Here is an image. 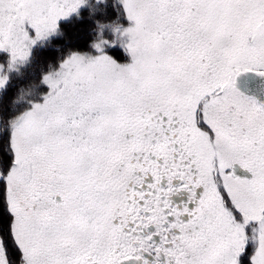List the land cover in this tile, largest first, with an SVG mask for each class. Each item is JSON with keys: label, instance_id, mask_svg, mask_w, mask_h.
Masks as SVG:
<instances>
[{"label": "snow or ice", "instance_id": "snow-or-ice-1", "mask_svg": "<svg viewBox=\"0 0 264 264\" xmlns=\"http://www.w3.org/2000/svg\"><path fill=\"white\" fill-rule=\"evenodd\" d=\"M83 4L0 0L8 67ZM119 4L0 127V264H264V0Z\"/></svg>", "mask_w": 264, "mask_h": 264}, {"label": "trees", "instance_id": "trees-1", "mask_svg": "<svg viewBox=\"0 0 264 264\" xmlns=\"http://www.w3.org/2000/svg\"><path fill=\"white\" fill-rule=\"evenodd\" d=\"M110 7V4L99 3L82 8L70 20L60 24L50 42L40 48L29 64L11 76L3 94L0 119L7 123L10 118H15L16 114L26 111L31 103L40 99L45 92L41 75L48 72L68 52L89 49L94 38H97V27L115 19L114 11ZM112 54L116 56L113 52Z\"/></svg>", "mask_w": 264, "mask_h": 264}, {"label": "rangeland", "instance_id": "rangeland-1", "mask_svg": "<svg viewBox=\"0 0 264 264\" xmlns=\"http://www.w3.org/2000/svg\"><path fill=\"white\" fill-rule=\"evenodd\" d=\"M99 3L100 4H105V3L110 4V6H111L110 8H112V10L114 11L115 19L110 23L100 25L97 27V30H96L97 38H94L93 42L90 44L89 49H86L85 51H80V52H72V51L68 52L66 54V56L63 57L61 60H59L54 66H52L48 72L43 73L41 75V81H42L43 76L54 74L56 72V70L58 69L60 63L65 58H67L69 56V54H71V53H80V54L87 53L89 55L95 56L96 51L91 46L97 42L110 41L112 43H115L117 45V47L116 48H106L105 54L113 57L116 60V62L120 63V64L130 62V57L124 52V50L122 48L119 47V45H121L123 43V39H122V36L120 34V30H121L122 26L126 27V26H128V23H129L126 19V16L124 15V13L122 11V6L119 4V0H84V4L81 7H79L76 12L70 13L69 16L64 17V18H60L57 21V28L53 33H50L49 35H47L46 37H44L41 40H37L33 45H31L28 48V56L22 62L17 61V63L12 68H9L8 67L9 60H10L9 53L4 52V51H0V75H6L7 76L6 84L4 85V87L0 88V118H2L3 94L5 92V88L7 89V85H8V82L11 80V76L17 74L23 67H25L27 64H29L30 61L33 59V56L37 52L40 51V48L47 45V43L50 42V40L57 33L61 23H63V22L65 23L68 20H70L82 8L92 7L93 5L99 4ZM30 35L32 38H34V32H32ZM112 52L116 56H119V58H116V56H114L112 54ZM43 86L45 87V92L40 97V99L37 100L36 102L31 103L29 108L26 111H24L22 113L20 112L21 114L16 112L18 114L15 113L16 114L15 118H18L19 116H21L25 112L31 110L32 104L43 102V97L45 95H47V93L49 91L46 84L43 83ZM7 118H5V119H7ZM10 119L12 120V118H10ZM6 124L7 123H5L4 120L0 119V127H4Z\"/></svg>", "mask_w": 264, "mask_h": 264}, {"label": "flooded vegetation", "instance_id": "flooded-vegetation-1", "mask_svg": "<svg viewBox=\"0 0 264 264\" xmlns=\"http://www.w3.org/2000/svg\"><path fill=\"white\" fill-rule=\"evenodd\" d=\"M235 174L239 175V176L249 175L248 173H246L245 170L240 169L239 166L235 167ZM187 195L188 194L184 193V192L177 193L171 197V200H172L173 204L179 206V205H182L183 203H187ZM188 206L191 208L193 205L189 203Z\"/></svg>", "mask_w": 264, "mask_h": 264}]
</instances>
